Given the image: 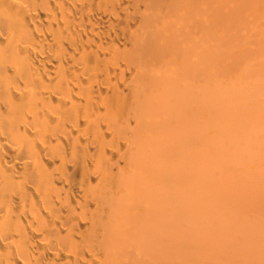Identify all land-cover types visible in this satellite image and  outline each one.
<instances>
[{
	"label": "bare ground",
	"instance_id": "bare-ground-1",
	"mask_svg": "<svg viewBox=\"0 0 264 264\" xmlns=\"http://www.w3.org/2000/svg\"><path fill=\"white\" fill-rule=\"evenodd\" d=\"M0 264H264V0H0Z\"/></svg>",
	"mask_w": 264,
	"mask_h": 264
}]
</instances>
